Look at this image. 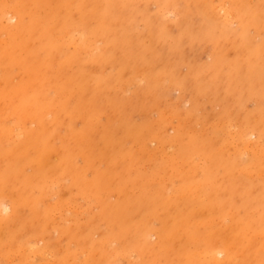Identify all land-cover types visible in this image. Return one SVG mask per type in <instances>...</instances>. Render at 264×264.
Wrapping results in <instances>:
<instances>
[{
  "label": "rangeland",
  "instance_id": "1",
  "mask_svg": "<svg viewBox=\"0 0 264 264\" xmlns=\"http://www.w3.org/2000/svg\"><path fill=\"white\" fill-rule=\"evenodd\" d=\"M0 264H264V0H0Z\"/></svg>",
  "mask_w": 264,
  "mask_h": 264
}]
</instances>
